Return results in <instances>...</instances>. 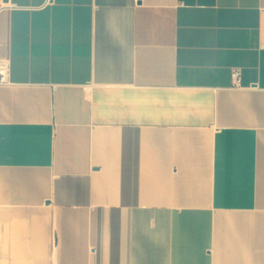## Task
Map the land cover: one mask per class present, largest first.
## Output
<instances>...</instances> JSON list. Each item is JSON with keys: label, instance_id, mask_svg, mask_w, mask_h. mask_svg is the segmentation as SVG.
I'll return each instance as SVG.
<instances>
[{"label": "crops", "instance_id": "crops-1", "mask_svg": "<svg viewBox=\"0 0 264 264\" xmlns=\"http://www.w3.org/2000/svg\"><path fill=\"white\" fill-rule=\"evenodd\" d=\"M0 63V264H264V0H0Z\"/></svg>", "mask_w": 264, "mask_h": 264}, {"label": "built area", "instance_id": "built-area-1", "mask_svg": "<svg viewBox=\"0 0 264 264\" xmlns=\"http://www.w3.org/2000/svg\"><path fill=\"white\" fill-rule=\"evenodd\" d=\"M10 65L8 63H0V85L10 83ZM232 78L235 84H238L241 78V69L234 68L232 70Z\"/></svg>", "mask_w": 264, "mask_h": 264}]
</instances>
